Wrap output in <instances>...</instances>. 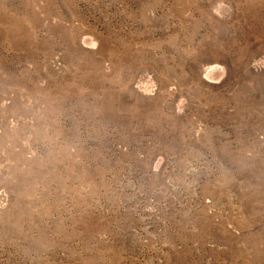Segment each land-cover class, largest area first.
<instances>
[{"label":"rangeland","instance_id":"374dc122","mask_svg":"<svg viewBox=\"0 0 264 264\" xmlns=\"http://www.w3.org/2000/svg\"><path fill=\"white\" fill-rule=\"evenodd\" d=\"M0 264H264V0H0Z\"/></svg>","mask_w":264,"mask_h":264}]
</instances>
